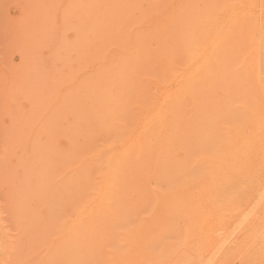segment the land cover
Here are the masks:
<instances>
[{"label": "rangeland", "instance_id": "1", "mask_svg": "<svg viewBox=\"0 0 264 264\" xmlns=\"http://www.w3.org/2000/svg\"><path fill=\"white\" fill-rule=\"evenodd\" d=\"M263 15L0 0V264H264Z\"/></svg>", "mask_w": 264, "mask_h": 264}, {"label": "bare ground", "instance_id": "2", "mask_svg": "<svg viewBox=\"0 0 264 264\" xmlns=\"http://www.w3.org/2000/svg\"><path fill=\"white\" fill-rule=\"evenodd\" d=\"M178 3V2H177ZM264 16V15H263ZM246 17V16H245ZM259 17V16H258ZM128 31H130V30H128ZM210 43V42H209ZM114 49V48H113ZM111 51V50H110ZM129 53V52H128ZM212 54V53H211ZM130 55H131V53H130ZM116 65V64H115ZM182 84V83H181ZM179 85V84H178ZM147 87V86H146ZM183 89H184V87H182ZM175 92V91H174ZM186 105V104H185ZM245 107V106H244ZM113 137V136H112ZM124 150V149H123ZM127 151V150H126ZM130 154V153H129ZM130 156V155H129ZM112 158V157H111ZM132 158V157H131ZM115 159V158H114ZM119 159V158H118ZM129 159V158H128ZM110 161V160H109ZM77 162V161H76ZM83 169V168H82ZM112 170V169H111ZM116 171V170H115ZM114 171V172H115ZM117 172V171H116ZM116 174V173H115ZM152 174V173H151ZM116 177H117V175H115ZM231 176V175H230ZM230 176H228V177H230ZM62 177V176H61ZM232 177V176H231ZM106 179V178H105ZM117 179V178H116ZM115 179V180H116ZM101 180V179H100ZM55 183V182H54ZM108 183V182H107ZM100 184V183H99ZM109 185V184H108ZM105 194V193H104ZM213 195V194H212ZM215 196V195H214ZM102 197V196H101ZM209 197V196H208ZM85 212V211H84ZM79 232V231H78Z\"/></svg>", "mask_w": 264, "mask_h": 264}]
</instances>
